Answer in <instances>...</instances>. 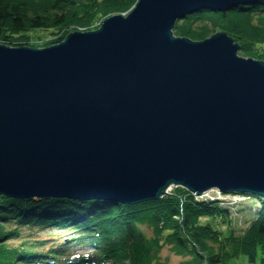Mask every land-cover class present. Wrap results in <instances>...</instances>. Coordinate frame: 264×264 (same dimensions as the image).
I'll return each mask as SVG.
<instances>
[{"label":"water","instance_id":"1","mask_svg":"<svg viewBox=\"0 0 264 264\" xmlns=\"http://www.w3.org/2000/svg\"><path fill=\"white\" fill-rule=\"evenodd\" d=\"M256 1L139 0L55 45L0 44V194L264 197V61L241 56L227 32L173 34L200 9Z\"/></svg>","mask_w":264,"mask_h":264},{"label":"trees","instance_id":"2","mask_svg":"<svg viewBox=\"0 0 264 264\" xmlns=\"http://www.w3.org/2000/svg\"><path fill=\"white\" fill-rule=\"evenodd\" d=\"M137 2L0 0V43L37 47L46 38L40 46L55 45L75 30L96 29L103 19L127 13ZM37 31L49 37L35 36ZM219 32H227L239 44L241 56L264 61V0L236 5L226 12L203 8L173 28L175 36L192 41ZM238 195L245 201L198 199L187 189L174 187L160 200L127 205L0 194V264H70L67 251L77 245L95 249V264H163L160 253L166 245L183 257L179 264H231L239 259L245 264H264V197ZM237 216L244 221L243 228L231 225L223 231L217 227L218 220L226 223ZM44 229L70 236V244L63 241L44 249L47 241L32 235ZM93 261L74 260L78 264Z\"/></svg>","mask_w":264,"mask_h":264},{"label":"rangeland","instance_id":"3","mask_svg":"<svg viewBox=\"0 0 264 264\" xmlns=\"http://www.w3.org/2000/svg\"><path fill=\"white\" fill-rule=\"evenodd\" d=\"M139 1V0H138ZM137 4V3H136ZM135 4V5H136ZM135 5L127 12V13H118L120 15H125L127 16L132 10L133 8L135 7ZM118 14H114V15H118ZM113 16V15H111ZM109 16V17H111ZM107 17V18H109ZM105 18V19H107ZM103 19V21L105 20ZM102 22H100L99 25H97L98 27L96 29H92V30H87V31H83V30H75V31H81V32H88V31H95V30H98L100 28V26L102 25ZM98 24V23H97ZM73 31V32H75ZM41 32H44L41 30ZM39 31H37V33L35 32V36L38 35V36H41L42 38L46 37L47 35H45L44 33H41ZM49 37V36H47ZM67 38V37H66ZM31 38H29L30 40ZM34 39V38H33ZM36 39V38H35ZM34 39V40H35ZM46 39V38H45ZM45 39L42 40V43L46 42ZM36 41L38 42V38L36 39ZM36 41H32L33 44L36 42ZM39 41H41L39 39ZM41 42H39V46L37 47H34V48H43L42 46H40L42 44ZM2 44V43H0ZM6 45V44H4ZM6 46H10V45H6ZM10 47H18V46H10ZM31 47V46H29ZM174 187H171L170 189L167 190V193H172V190H173ZM208 196H221V199L224 200V201H245V198L243 196H239L238 193H226V194H222L220 193L217 189H214V190H211L209 192H207ZM226 195V196H225ZM13 198V197H12ZM18 198V197H17ZM23 199V198H22ZM47 200H50V199H47ZM233 214H236L235 212H233ZM219 222V227L220 229H222L223 231H227L226 229L228 228V226H234L235 228H243L244 226V221L242 219H239V217L237 216L236 219H232L226 223L222 222V220H218ZM145 231H146V234L147 235H151L152 232H151V229L149 228H146L145 227ZM33 236H37L39 237L40 239H43V240H46L47 243L45 244V247L44 249H48L54 245H60L63 241H66L67 244H70V236L68 235H65L63 237H60V235H58L56 232L50 230V229H44V230H37V231H34L32 233ZM29 238V237H28ZM67 252H69V254H71V256L73 257H77L78 255H85V256H92L93 255V247L91 246H75L74 248H71L69 249ZM183 259L182 256H178L176 254H174L171 250H170V247L169 245H166L162 250H161V253H160V260L163 264H179V262ZM91 260H94L95 259L92 257ZM106 264H110V263H106ZM231 264H245L243 259H239L238 261H233Z\"/></svg>","mask_w":264,"mask_h":264}]
</instances>
